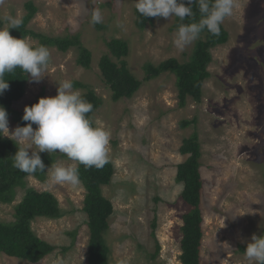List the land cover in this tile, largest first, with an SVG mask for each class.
I'll use <instances>...</instances> for the list:
<instances>
[{"label": "rangeland", "instance_id": "374dc122", "mask_svg": "<svg viewBox=\"0 0 264 264\" xmlns=\"http://www.w3.org/2000/svg\"><path fill=\"white\" fill-rule=\"evenodd\" d=\"M26 1L4 0L0 17L23 18ZM31 1L37 9L25 28L50 37L77 36L91 52V62L88 68L80 65L75 46L66 51L48 47L46 73L39 82L29 74L12 107L23 115L25 106L55 96L64 80L82 82L101 98L92 120L110 132L114 173L101 186L112 204L104 232L109 264H181L182 216L191 206L181 198L183 184L176 180V167L187 156L179 152L182 140L194 131L202 181L199 264H250L239 245L246 247L253 234L264 233V0H235L233 14L222 23L227 41L210 49V76L202 84L200 101L187 95L183 105L175 75L169 71L143 81L132 96L114 101L98 67L111 38L128 43L127 66L141 80L146 62L187 60L195 41L183 50L174 45V16L155 18L139 29L134 23L135 0ZM93 9L101 11L102 23H90ZM24 38L33 45L39 40L32 35ZM193 117L195 125L180 126L181 120ZM8 121L10 132L19 126L12 114ZM54 154L53 163L76 164L58 150ZM26 180L28 186L50 191L66 211L59 218L40 216L30 223L36 235L55 249L37 263L0 252V264H89V230L82 210L86 190L81 182L53 184L46 172L43 181L33 176ZM21 195L17 192L13 202L0 203L1 221L12 218ZM155 240L159 249L152 257Z\"/></svg>", "mask_w": 264, "mask_h": 264}, {"label": "trees", "instance_id": "16d2710c", "mask_svg": "<svg viewBox=\"0 0 264 264\" xmlns=\"http://www.w3.org/2000/svg\"><path fill=\"white\" fill-rule=\"evenodd\" d=\"M28 11L22 18L20 28H10V34L16 38H24L27 35L38 37L36 46H55L60 51H66L72 46L78 49L77 62L83 67L90 66L91 52L82 45L77 36L50 37L26 29V22L36 12V7L31 0L25 3ZM196 18L199 19V12L196 5H193ZM134 23L139 29L146 24L152 23L155 18L143 17L137 10L133 9ZM185 23L190 22L185 20ZM181 23L174 17L172 29L177 30ZM1 25V24H0ZM219 36H213L206 30L203 31L195 41L194 47L187 60L179 62L176 58H168L157 64L146 62L143 65L144 77L138 79L127 66L125 56L128 55V43L121 38H111L107 41L108 52L100 56L98 67L103 81L111 90V98L116 101L121 98L130 97L138 90L143 81L153 79L165 71L175 75V84L178 90L179 104L185 103V98L190 95L195 101H200L202 96V84L210 76L207 70L211 62L210 49L216 45L223 44L228 39V33L221 24ZM29 74L23 73L19 67L13 72L6 74L9 88L0 95V106H3L13 119L18 121L19 126H25L28 122L22 119L12 107V102L20 98L24 92L25 83ZM73 86L84 87L82 96L93 104V111L88 114L92 119V113L101 105V98L95 94L93 89L82 82L74 81ZM93 121V120H92ZM196 123V118L183 119L179 122L181 127ZM35 129L37 126L32 125ZM17 151L16 143L7 137L0 136V203L13 202L17 192H22L20 200L14 205L12 218L0 220V252L6 256L16 257L31 263H37L43 257L51 253L55 246L41 239L32 230L30 222L35 217L59 218L66 211L62 209L57 198L47 190L39 191L28 186L27 177L43 181L45 172L26 174L12 166V157ZM181 154H187L186 158L177 164L176 180L183 184L181 198L191 208L182 216L181 226L182 237L180 240L179 259L181 264H199V247L202 237V213L200 209V190L202 181L199 172L200 144L197 133L194 131L189 137L182 140L179 148ZM41 159L47 167L56 159L55 154L40 153ZM80 182L86 190L82 210L87 215L86 224L89 230L88 239V263L109 264V248L104 239V232L108 229V217L112 213L110 200L101 193V186L108 184L113 176V163L109 160L102 168H85L78 164ZM155 225V221L153 222ZM153 238L155 233L151 232ZM261 235H264L261 234ZM241 249L246 247L240 246ZM66 249V248H65ZM63 249V250H65ZM159 244L155 240V251L152 257L158 253Z\"/></svg>", "mask_w": 264, "mask_h": 264}, {"label": "clouds", "instance_id": "9594fccd", "mask_svg": "<svg viewBox=\"0 0 264 264\" xmlns=\"http://www.w3.org/2000/svg\"><path fill=\"white\" fill-rule=\"evenodd\" d=\"M4 0H0V5ZM196 5L199 19L193 11ZM235 0H135L134 7L143 17H177L181 23L175 33L174 45L183 50L196 41L203 31L219 36L220 26L233 14ZM190 22L185 23V20ZM103 22L99 9L91 12L90 23ZM22 18L5 15L0 17V95L9 88L6 74L17 67L31 79L39 82L50 62V51L44 45H33L25 38L10 34V28H20ZM55 96L41 97L37 103L25 106L22 119L28 122L9 131L7 110L0 106V136H7L17 145L12 166L20 172L35 174L46 172L47 178L58 185L76 186L80 183L76 164L57 161L45 166L40 153L58 152L68 160L85 168H102L109 162L110 132L95 125L88 114L93 104L74 89L71 80L58 83ZM33 124L37 127L34 129ZM31 149V152L29 150ZM31 223V222H30ZM245 258L250 264H264V235L253 234L246 242Z\"/></svg>", "mask_w": 264, "mask_h": 264}]
</instances>
